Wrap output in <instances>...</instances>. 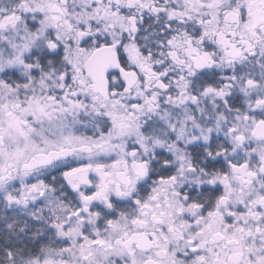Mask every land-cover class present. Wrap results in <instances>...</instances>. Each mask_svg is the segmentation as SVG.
Returning a JSON list of instances; mask_svg holds the SVG:
<instances>
[{
    "label": "snow or ice",
    "instance_id": "1",
    "mask_svg": "<svg viewBox=\"0 0 264 264\" xmlns=\"http://www.w3.org/2000/svg\"><path fill=\"white\" fill-rule=\"evenodd\" d=\"M0 264H264V0H0Z\"/></svg>",
    "mask_w": 264,
    "mask_h": 264
}]
</instances>
